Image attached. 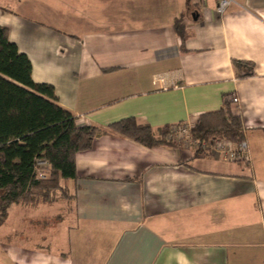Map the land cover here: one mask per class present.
<instances>
[{
	"label": "crops",
	"instance_id": "obj_1",
	"mask_svg": "<svg viewBox=\"0 0 264 264\" xmlns=\"http://www.w3.org/2000/svg\"><path fill=\"white\" fill-rule=\"evenodd\" d=\"M219 1L0 0L33 80L53 85L78 124L107 131L76 155L68 198L9 207L2 264H264V0L223 13ZM235 60L254 73L239 76ZM232 94L248 161L108 130L129 117L194 126ZM55 204L71 222L51 248Z\"/></svg>",
	"mask_w": 264,
	"mask_h": 264
},
{
	"label": "trees",
	"instance_id": "obj_2",
	"mask_svg": "<svg viewBox=\"0 0 264 264\" xmlns=\"http://www.w3.org/2000/svg\"><path fill=\"white\" fill-rule=\"evenodd\" d=\"M175 29L185 39L179 18ZM234 64L239 71L247 68L239 76L254 73L251 62L235 60ZM32 69L30 58L11 41L9 29L0 25V226L13 203H52L57 196L68 198L65 182L77 176L76 155L89 150L97 136L107 133L96 126L78 124L77 118L58 104L53 85L33 80ZM231 104L226 99L222 108L202 114L191 129L193 137L242 143L243 120ZM108 130L150 147L180 145L167 138L172 126L155 130L134 117L114 122ZM37 158L50 163L46 179H36Z\"/></svg>",
	"mask_w": 264,
	"mask_h": 264
},
{
	"label": "built area",
	"instance_id": "obj_3",
	"mask_svg": "<svg viewBox=\"0 0 264 264\" xmlns=\"http://www.w3.org/2000/svg\"><path fill=\"white\" fill-rule=\"evenodd\" d=\"M234 0H220L218 4V11L223 13L227 7L233 3ZM227 100L231 103H238L239 97L236 94L228 96ZM185 125V124H184ZM190 125V124H186ZM184 126V131L187 133L186 137H174L171 132L167 138L172 139L179 143H184L187 148H192L210 156H221L224 160L231 162L248 161L249 160V147L244 140L242 143H235L228 139L211 138V139H197L191 135L192 126ZM50 163L45 158H37L35 162V176L36 179H46L50 172Z\"/></svg>",
	"mask_w": 264,
	"mask_h": 264
},
{
	"label": "rangeland",
	"instance_id": "obj_4",
	"mask_svg": "<svg viewBox=\"0 0 264 264\" xmlns=\"http://www.w3.org/2000/svg\"><path fill=\"white\" fill-rule=\"evenodd\" d=\"M185 125L181 124V125L177 126L176 129H175V127L172 128V132L174 133L173 136L174 137H183V138H185L186 135H187V133L184 131V126ZM186 126L187 127H190V126L193 127L192 124L186 125ZM63 204H67L65 202V200H63ZM49 210L51 212V215L55 214V215H53L55 217L54 220H53V229L56 231L55 235H59V237H60L59 243H57V241H56L57 237L54 238V240L51 242V245H52L51 248L56 247L58 244H60V246H65L66 239L64 237V232H65V229L68 227V221L71 222V218H70L71 214H69L68 207H65L64 205L60 206V211H59V206H57V204H55ZM57 212L63 214L64 217L62 219L58 218L56 216ZM3 239H4L3 238V233H2V231H0V264H2V260H3V256L1 254V249H2V246H3V244H1V242L4 241Z\"/></svg>",
	"mask_w": 264,
	"mask_h": 264
},
{
	"label": "water",
	"instance_id": "obj_5",
	"mask_svg": "<svg viewBox=\"0 0 264 264\" xmlns=\"http://www.w3.org/2000/svg\"><path fill=\"white\" fill-rule=\"evenodd\" d=\"M195 20H197V18H195Z\"/></svg>",
	"mask_w": 264,
	"mask_h": 264
}]
</instances>
